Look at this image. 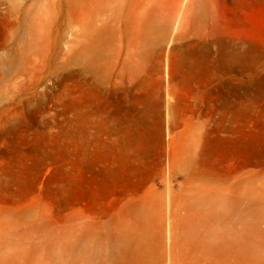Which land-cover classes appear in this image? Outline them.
Wrapping results in <instances>:
<instances>
[{"label": "rangeland", "instance_id": "374dc122", "mask_svg": "<svg viewBox=\"0 0 264 264\" xmlns=\"http://www.w3.org/2000/svg\"><path fill=\"white\" fill-rule=\"evenodd\" d=\"M92 1L0 0V211L12 219L0 229V264H76L80 228L86 234L96 228L106 260L113 225L122 215L131 219L150 190L165 195L178 225L202 210L195 197L236 202L234 210L192 226L211 248L205 264H244L241 255L264 264V201L248 193L264 191V0L122 3L125 13L145 4L155 9L170 19L172 36L153 45L129 98L136 115L108 117V103L97 99L90 118L79 109L74 53L80 7L87 22L95 21ZM113 7L107 4L106 14ZM182 54L190 55L195 76L174 102L197 122L194 171L212 178L172 166L167 64ZM84 95L87 108L93 97ZM166 177L178 196L174 205ZM165 234L169 249L171 228ZM179 234L180 244L188 240L185 229ZM221 239L231 255L217 245Z\"/></svg>", "mask_w": 264, "mask_h": 264}, {"label": "bare ground", "instance_id": "6f19581e", "mask_svg": "<svg viewBox=\"0 0 264 264\" xmlns=\"http://www.w3.org/2000/svg\"><path fill=\"white\" fill-rule=\"evenodd\" d=\"M127 2L129 0H93L92 13L95 21L91 22H87L85 9L80 7L74 61L77 66L81 116L86 109L90 118H95L99 108L97 99L108 103L104 109L108 117L121 115L125 110L136 115L137 110L129 105V98L135 95L136 83L153 53V45L156 41L167 43L171 39L173 31L170 19L158 18L156 10L147 7L146 4L142 5L141 10L135 6L134 11L125 13L121 4ZM107 4H114L110 15L105 12ZM112 20L115 24L110 23ZM128 30L131 31V35ZM124 36L127 37L125 42ZM167 68L169 80L167 101L164 105L165 132L169 138L168 148L173 153L172 166L189 170L193 173V178H212L203 172L194 171L200 142L199 135L195 134L193 129L197 122L174 102L186 80H193L194 63L188 54L179 57L174 55ZM87 92L93 99L87 102L86 108L84 94ZM157 108L161 119L159 103ZM203 125L204 122L198 126L201 129ZM164 182L168 186V201L174 205L178 202V196L171 190V178L166 177ZM248 193L264 201V191L250 189ZM193 202L195 206L200 204L202 210L198 211L191 221L178 225L173 214L169 212L165 195H157L151 190L146 192L141 201L130 210L131 219L127 220L122 215L113 225L106 260L96 248L100 241L94 232L96 228H92L89 234L85 233L83 226V229H79V236L75 242L76 264H205L212 253L211 248L198 237L192 226L209 223V219L213 216L218 217L220 211L228 213L234 210L236 202L213 198L211 195L205 198L195 197ZM259 214L264 219V212L259 211ZM0 218L3 220L0 229L3 225L12 224L11 217L3 215L1 211ZM165 228H171L172 232L168 239L169 249L167 244L165 246ZM184 229L188 240L180 244L179 231L182 232ZM250 236L251 232H248L242 240L248 242ZM217 245L227 256L232 254L233 247L225 240L221 239ZM239 259L244 264L256 263L255 260L243 255L239 256Z\"/></svg>", "mask_w": 264, "mask_h": 264}]
</instances>
